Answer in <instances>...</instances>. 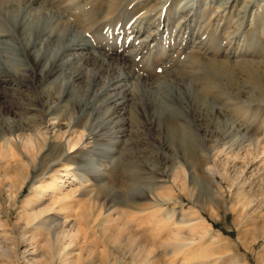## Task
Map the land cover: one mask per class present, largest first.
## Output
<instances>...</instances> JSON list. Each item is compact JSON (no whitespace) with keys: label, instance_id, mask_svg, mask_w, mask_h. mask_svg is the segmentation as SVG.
<instances>
[{"label":"rangeland","instance_id":"obj_1","mask_svg":"<svg viewBox=\"0 0 264 264\" xmlns=\"http://www.w3.org/2000/svg\"><path fill=\"white\" fill-rule=\"evenodd\" d=\"M0 44V264H264V0H0Z\"/></svg>","mask_w":264,"mask_h":264},{"label":"bare ground","instance_id":"obj_2","mask_svg":"<svg viewBox=\"0 0 264 264\" xmlns=\"http://www.w3.org/2000/svg\"><path fill=\"white\" fill-rule=\"evenodd\" d=\"M6 1H8V0H2V3H4V2H6ZM5 8V7H4ZM7 8V7H6ZM2 9V8H1ZM8 11V10H7ZM9 12V11H8ZM10 14H12V12H9ZM9 14V15H10ZM7 15H8V13H7ZM10 20H12V19H10ZM3 44V43H2ZM2 44H0V62H3L4 60L2 59L3 58V55L5 54L6 55V50H8V45H2ZM7 44V43H6ZM25 50V49H24ZM34 58H35V56H33ZM55 57V56H54ZM36 59V58H35ZM3 63H5V65L10 69V70H12L14 73H17V68L16 67H14L13 65V61H12V59H6ZM210 67L212 68V69H214L215 71H218V70H222L221 68H219L218 67V65L217 66H215L214 64H210ZM247 71H248V75H247V78H248V81L250 82V83H252L253 85H256V86H258L259 87V84H258V82H257V79H256V75H255V73L253 72V70H251V69H248V68H245ZM214 81L213 80H209V83L204 87V91L205 92H211V90H213L214 89V87H215V85H214ZM23 135V134H22ZM15 138H16V135H15ZM17 138L19 139V141H17V140H15L16 142H19L20 144V146H18L17 144H16V142L13 140V136H11L10 134H9V136L8 137H2V139H1V141H0V155H4L5 157H7V155L9 156L10 154H12V153H19L18 151H21V152H23V151H29V149L32 147V139L31 138H24L23 136H20V135H17ZM71 142V141H70ZM70 142H68L67 144H70ZM73 142V141H72ZM75 143V142H74ZM72 144V143H71ZM19 147H21V148H19ZM18 148H19V150H18ZM71 151V150H70ZM64 165V164H63ZM62 165V166H63ZM54 166V165H53ZM58 168V167H57ZM59 168H63V167H59ZM6 169V168H5ZM12 169H15V168H12ZM66 170V169H65ZM64 170V168L63 169H59L58 171H56L54 174L52 173L49 177H48V179H49V183H48V188L50 189L49 191L54 195H58V196H63L64 195V189H62L63 188V184L65 183V179H67V178H69V174H67V173H64V172H66ZM9 171V170H8ZM6 172V171H5ZM4 171H3V173L4 174H2L3 176H7V172L5 173ZM15 174H18L17 173V171L15 170ZM1 174V173H0ZM11 174V173H10ZM15 174H13L14 176H15ZM18 176V175H17ZM72 177H73V175H72ZM75 178V177H74ZM9 179V178H8ZM6 180H7V178H6ZM4 181V180H3ZM6 183V182H5ZM35 206H37V205H35ZM33 207L32 208V212H34L35 214L33 215V224L31 225V227H30V231L32 232V233H30V235L29 236H31V234H34L35 235V233H37V232H39V234H40V236H46V234L48 233V231H47V226H48V224H50V222H51V216H49V215H51L52 213H49L48 214V216H47V214L46 215H44L45 217H41L42 216V214H43V212H40L41 210H36L35 208L36 207ZM23 207V206H22ZM53 210V209H52ZM51 210V211H52ZM36 211V212H35ZM56 214V213H55ZM185 214V213H184ZM22 217V216H21ZM31 217V216H30ZM20 218V217H19ZM28 217H26V219H27ZM196 220L197 221H200V220H202V221H204L202 218H201V216L200 215H198L197 217H196ZM30 221V220H29ZM72 221V220H71ZM184 224V223H183ZM29 225V224H28ZM208 226H209V224H208ZM189 227V226H188ZM193 227V226H192ZM78 228V227H77ZM194 228V227H193ZM27 230H29V229H27ZM27 232V231H26ZM41 232V233H40ZM63 232H65V231H62V233ZM50 234V233H49ZM66 234V233H65ZM33 235V236H34ZM72 235H74V234H72ZM71 234H70V236H72ZM32 237V236H31ZM70 238V237H69ZM47 239V238H46ZM50 243H47V247L45 246V244H44V251H46V253H45V255H49L50 257H53V258H55L54 259V263H56V264H78V263H76V262H78V261H73V260H71V258L74 256V255H72V253L74 254V251L72 252V253H70V252H67V245H66V243L67 242H65L66 241V239H65V236H62V235H59V234H54V235H52V232H51V234H50ZM73 239V238H72ZM71 239V240H72ZM70 240V241H71ZM36 243V242H35ZM72 243H73V241H72ZM40 244V243H39ZM34 245H36V244H34ZM68 246H70L69 244H68ZM48 249H46V248ZM46 249V250H45ZM41 250V249H40ZM79 250V249H78ZM26 254L27 255H31V257H30V259H31V261L32 262H36L35 261V259L37 258V255H35L36 254V250L34 249V250H31V252H26ZM78 254V253H77ZM35 255V256H34ZM73 259V258H72ZM89 259V258H88ZM87 259V260H88ZM75 260H77V259H75ZM85 260V259H84ZM28 264H33V263H28Z\"/></svg>","mask_w":264,"mask_h":264}]
</instances>
